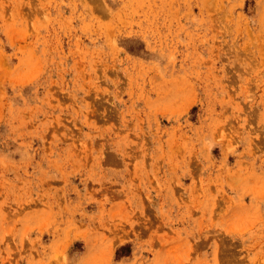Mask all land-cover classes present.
<instances>
[{
	"label": "rangeland",
	"instance_id": "1",
	"mask_svg": "<svg viewBox=\"0 0 264 264\" xmlns=\"http://www.w3.org/2000/svg\"><path fill=\"white\" fill-rule=\"evenodd\" d=\"M0 264H264V0H0Z\"/></svg>",
	"mask_w": 264,
	"mask_h": 264
}]
</instances>
